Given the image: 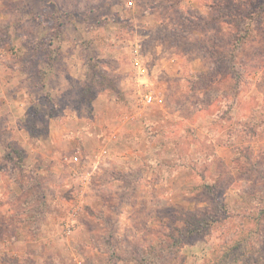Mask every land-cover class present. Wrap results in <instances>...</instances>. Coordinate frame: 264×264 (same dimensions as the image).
I'll use <instances>...</instances> for the list:
<instances>
[{
    "label": "rangeland",
    "instance_id": "obj_1",
    "mask_svg": "<svg viewBox=\"0 0 264 264\" xmlns=\"http://www.w3.org/2000/svg\"><path fill=\"white\" fill-rule=\"evenodd\" d=\"M0 264H264V0H0Z\"/></svg>",
    "mask_w": 264,
    "mask_h": 264
},
{
    "label": "built area",
    "instance_id": "obj_2",
    "mask_svg": "<svg viewBox=\"0 0 264 264\" xmlns=\"http://www.w3.org/2000/svg\"><path fill=\"white\" fill-rule=\"evenodd\" d=\"M152 99H153L152 96L149 95V96H146L145 101L148 102V103H150V102H152ZM74 160L75 161H78V157H75Z\"/></svg>",
    "mask_w": 264,
    "mask_h": 264
}]
</instances>
